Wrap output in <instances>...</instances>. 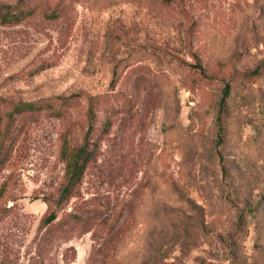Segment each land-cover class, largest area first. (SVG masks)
<instances>
[{
	"label": "rangeland",
	"instance_id": "rangeland-1",
	"mask_svg": "<svg viewBox=\"0 0 264 264\" xmlns=\"http://www.w3.org/2000/svg\"><path fill=\"white\" fill-rule=\"evenodd\" d=\"M23 2L0 21V264H264V0Z\"/></svg>",
	"mask_w": 264,
	"mask_h": 264
},
{
	"label": "trees",
	"instance_id": "trees-1",
	"mask_svg": "<svg viewBox=\"0 0 264 264\" xmlns=\"http://www.w3.org/2000/svg\"><path fill=\"white\" fill-rule=\"evenodd\" d=\"M32 13V7L26 5L23 0H16L14 3H0V21L3 22H11L17 21L21 18ZM228 93V84L225 83L222 89V94L220 101L224 98ZM43 106H47L48 104H42ZM42 105L35 104V102L28 101L23 102L22 104H18L15 106L16 110L20 109H39L42 108ZM88 113V123L83 136L82 142L75 148L71 150L66 149V144L62 140V144L60 146V156L65 160L64 165V182L60 188L59 195L61 198L70 195L77 183L80 180V177L83 173V170L86 166V163L91 159L94 154V151L97 148V142L94 139H91L89 133L91 130V117L93 115V111L91 108V103L87 108ZM109 122L107 120L104 121V129L107 127ZM55 217L53 211H49L44 217L43 220L47 223Z\"/></svg>",
	"mask_w": 264,
	"mask_h": 264
}]
</instances>
